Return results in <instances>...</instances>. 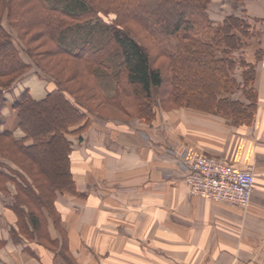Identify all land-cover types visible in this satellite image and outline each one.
<instances>
[{
    "label": "trees",
    "instance_id": "obj_1",
    "mask_svg": "<svg viewBox=\"0 0 264 264\" xmlns=\"http://www.w3.org/2000/svg\"><path fill=\"white\" fill-rule=\"evenodd\" d=\"M211 1L50 0L52 6H48L45 0H0V157L23 173L13 171L17 181L1 170L6 166L0 163V182L9 181L17 189L10 205L16 216L15 242L25 235L47 249L56 245L57 240L49 238L40 221L47 210L69 254L56 197L84 196L73 179L72 149L66 137L76 135L80 141L89 125L87 114L97 113L82 101L79 89L122 117L132 114L152 120L155 90L163 111L187 108L213 113L236 126L251 124L257 104L255 65L263 50L260 42L256 48L251 45L254 30L245 11L216 23L208 17ZM4 17L23 53L2 26ZM114 50L119 51L120 63L113 91L105 96L95 71ZM41 57L54 60L58 75L66 73L67 81L77 89L44 66ZM32 67L44 75L39 78L53 83L52 88L40 100L32 99L24 89L8 101L6 94ZM6 109L9 115L4 118ZM51 109V118L45 122L37 119L38 114L44 116ZM33 110L36 118L31 116ZM15 129H20L23 137L15 138ZM55 150L66 181L54 184V163L45 159H53Z\"/></svg>",
    "mask_w": 264,
    "mask_h": 264
},
{
    "label": "crops",
    "instance_id": "obj_2",
    "mask_svg": "<svg viewBox=\"0 0 264 264\" xmlns=\"http://www.w3.org/2000/svg\"><path fill=\"white\" fill-rule=\"evenodd\" d=\"M241 1L214 0L212 10L218 9L210 12L211 20L221 22L234 8L237 14ZM257 10L250 9L247 18H259ZM261 49L249 126L187 108L160 110L147 124L102 126L95 148H85L95 155V167L83 149L73 147L71 172L84 197L57 196L55 207L77 264H264V42ZM52 86L29 77L6 98L12 101L27 89L40 100ZM2 115L6 118L9 111ZM13 134L22 137L18 129ZM88 134L94 136L86 130L81 139ZM198 155L253 169L246 208L190 192L179 163ZM11 195L0 194V264H65L38 244L13 241L17 227ZM52 226L49 233L56 238Z\"/></svg>",
    "mask_w": 264,
    "mask_h": 264
},
{
    "label": "rangeland",
    "instance_id": "obj_3",
    "mask_svg": "<svg viewBox=\"0 0 264 264\" xmlns=\"http://www.w3.org/2000/svg\"><path fill=\"white\" fill-rule=\"evenodd\" d=\"M214 0H212L209 5L207 6V12H208V17L210 18L211 17V14L210 12H217L216 8L215 10H212V7H214V5H212V3ZM222 1V0H219V2ZM241 1V0H239ZM242 6L239 5L238 7V13L236 14L235 12V8H234V13H232V15H241V13H243V7L246 8V12H244V17L246 16L247 18V15L248 16H252L251 13H250V9H252L253 7L258 9L257 10V17L259 18H247V22L248 23H251L253 25V30H254V36L253 38H251L250 42H251V45H253V48H256L258 45H257V42H260L259 43V47L262 48V42H264V0H242ZM45 3L48 5V6H52L50 4V0H45ZM218 3V2H216ZM238 6V5H237ZM218 9V8H217ZM247 14V15H246ZM213 15V14H212ZM230 15V14H229ZM261 18V19H260ZM211 19V18H210ZM2 23V26L11 34L12 36V39L14 41V44L15 46L19 49L20 53H23V50H22V47L21 45L18 43L17 41V38H16V34L15 32L12 30V28L9 26L7 20L5 19V17L2 19L1 21ZM97 46V45H96ZM22 57L24 58L25 55L23 54ZM24 61L25 62H29V60L25 57L24 58ZM41 63L46 66L49 70H51V72L55 73L58 75V68L55 66V61L52 60V59H49L48 57H41ZM119 63H120V54H119V51L118 50H114L105 60H104V63L99 65L97 68H96V71H95V79L96 81L98 82L99 86H100V89H101V92L103 95L105 96H109L112 91H113V86H114V81L116 80V77H117V72H118V68H119ZM65 74L66 73H62L61 76H59L61 79L65 80L66 81V84L70 87H73V89H77L76 86H74L73 83H71V81H67V79L65 78ZM67 75V74H66ZM44 75L41 74L39 71L36 70V68L32 67V69L29 71V74L23 78L22 81H24L25 79H28L29 77H35L37 78L39 81L43 82V83H48V84H53L51 83L50 81H48V79H45V78H39V77H43ZM22 81H20L18 84H20ZM17 84V85H18ZM16 85V86H17ZM15 88V87H14ZM13 88V89H14ZM51 89V88H50ZM77 93L80 95V98L82 99L83 102H85L89 108L95 112L93 113H99V115H105V116H113V117H110V118H107V119H103L101 116L97 115V113L95 115H91V114H87V118L89 120V125L84 129L83 132H85L86 130L87 131H90L91 134H93L94 136L92 137H89V134L88 135H85V137L83 136V140L81 139L80 141L78 140V136L76 135H67V139L68 142L70 143V148L73 149V147H80L81 149H83L85 151V148L86 147H89L91 149H94L95 148V143H96V140H97V134L99 135L100 132H101V128L102 126H105L106 124H110L111 122H121V123H126V124H137L138 122H142V123H149L150 121H146L144 119H139V118H136L134 117L132 114V116H124L126 119H124V117H122L120 115V113H118L117 111L111 109V108H108V107H105L103 105H101L96 99L94 98H90L89 96H85L84 95V91H81L80 89L77 91ZM152 100H153V103L155 102V107H156V112L157 111H160V107H159V103H158V98L156 96V91L153 90L152 91ZM159 107V108H158ZM65 108V107H64ZM65 109L68 110V108L66 107ZM174 110V109H172ZM86 112V111H85ZM36 113L35 110H33V112H31V116L32 118H36V115L34 114ZM52 109L51 111L49 112H45L44 116L42 115H39L37 116V119H39V121L41 122H45L46 120H48L49 118L52 117ZM68 116L71 115V111H68ZM98 116V117H97ZM116 116V117H115ZM119 117V118H117ZM49 125L46 126L47 129H49ZM108 134L106 135L107 138H112V128H109L108 129ZM20 133L22 134V137H23V133L22 131L19 129ZM71 136V137H70ZM71 140V141H70ZM57 150H55V154L52 155V158L53 159H50V157L46 158L45 161H53V166H54V172L52 171L53 173V177L51 178V180L53 181V183L55 184L58 180H61L62 182H65L66 181V177H65V171L62 167V161H61V158L58 157L56 158L55 155L57 154ZM86 154H87V157L93 162L92 164V167H95V160H96V157L94 154H92V152L90 151H85ZM0 163H3L4 166H6V168L2 167L1 170L7 174L8 176L10 177H15V180H19L18 177L13 173L14 172H20L22 175L23 173L19 170V168H17L16 166L12 165L11 163L7 162L6 160L2 159L0 157ZM95 183V182H94ZM9 184H11L9 186ZM93 184V183H92ZM9 189H11L10 191L13 193L12 195L9 194L10 191ZM16 192H17V189L15 187V185L9 181H4V180H1L0 182V194H2L3 196H10L11 195V205L14 204L15 202V195H16ZM59 196V195H57ZM25 209V208H24ZM48 211L46 210H43V216L45 217H42L41 218V222L44 223V226H46V231H47V235L49 236V238L51 240H57V244L52 246V248L50 249V251L52 253H54L55 255V258L56 259H61L62 261H64V263L66 264H77L75 262V260L73 259V257L68 254L67 255V252L63 246V238H62V234H61V231L59 230H56V238H53L54 235H51L49 233V225L50 223L52 224L53 223V219L51 218V216L48 215ZM53 225V224H52ZM53 227V226H52ZM21 240L23 241H26V243L30 244V243H35V244H38L39 245V242L37 240H27L25 235H23V238H21ZM13 241H15V239H13ZM44 245H48L47 243H43ZM42 247V246H41ZM44 248V247H43ZM47 249V248H45ZM47 249V250H49ZM66 259V260H65ZM72 262V263H71Z\"/></svg>",
    "mask_w": 264,
    "mask_h": 264
},
{
    "label": "built area",
    "instance_id": "obj_4",
    "mask_svg": "<svg viewBox=\"0 0 264 264\" xmlns=\"http://www.w3.org/2000/svg\"><path fill=\"white\" fill-rule=\"evenodd\" d=\"M179 166L192 194L246 208L253 194L254 173L205 155L183 158Z\"/></svg>",
    "mask_w": 264,
    "mask_h": 264
}]
</instances>
